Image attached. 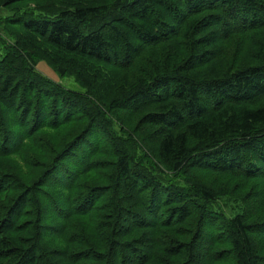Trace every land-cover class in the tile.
<instances>
[{
	"label": "trees",
	"instance_id": "obj_1",
	"mask_svg": "<svg viewBox=\"0 0 264 264\" xmlns=\"http://www.w3.org/2000/svg\"><path fill=\"white\" fill-rule=\"evenodd\" d=\"M0 8V264H264V0Z\"/></svg>",
	"mask_w": 264,
	"mask_h": 264
},
{
	"label": "rangeland",
	"instance_id": "obj_2",
	"mask_svg": "<svg viewBox=\"0 0 264 264\" xmlns=\"http://www.w3.org/2000/svg\"><path fill=\"white\" fill-rule=\"evenodd\" d=\"M30 5H33V2H29V6ZM9 15H11V10L0 8L1 18H6ZM18 27H19L18 22L6 21L4 19L0 21V36L3 37L6 41H10L12 39V35L10 34L9 31L16 30L18 29ZM38 68L41 70L42 73L60 82L64 87L68 89L76 90V91L83 90V88L79 85V83H77L74 80V78L69 76H64V77L58 76V74L51 67H49L44 61L38 63Z\"/></svg>",
	"mask_w": 264,
	"mask_h": 264
}]
</instances>
